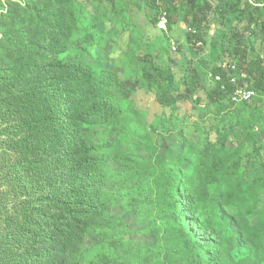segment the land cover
Wrapping results in <instances>:
<instances>
[{"label":"rangeland","instance_id":"374dc122","mask_svg":"<svg viewBox=\"0 0 264 264\" xmlns=\"http://www.w3.org/2000/svg\"><path fill=\"white\" fill-rule=\"evenodd\" d=\"M187 1L176 0L179 12L173 13L172 30L167 18L166 32L152 25L166 12L160 0L158 12L143 0H95L88 7L76 0H0V264H48L40 253L46 245L36 235L42 212L34 211L33 156L24 154L20 144L29 136L22 124L30 116L21 110L20 99L43 83L39 74L45 68L77 54L97 76L112 70L117 101L126 112H136L135 121L147 124L149 143L168 159L180 180L184 217L202 242L204 264L250 263L247 247H236L231 239V223L241 236L257 228L260 237L255 241L264 254V100L249 107L226 105L224 110L211 101L164 107L158 100L160 86L147 82L140 69L141 53L157 54L164 71L185 63L181 49L174 51L171 44L189 53L188 34L202 29L201 22L192 28L179 20L188 12ZM213 28L217 30L218 21ZM209 42L213 45L212 33ZM138 154L152 158L143 151ZM107 167L117 172L121 162L111 161ZM117 203L114 211L128 226L129 247L157 248L161 264H181L194 256L179 233L162 232L158 238L152 229L154 214L140 224L135 212L123 211L122 199ZM93 237L90 231L85 244L95 258L103 248ZM213 258L218 261L209 263Z\"/></svg>","mask_w":264,"mask_h":264},{"label":"trees","instance_id":"16d2710c","mask_svg":"<svg viewBox=\"0 0 264 264\" xmlns=\"http://www.w3.org/2000/svg\"><path fill=\"white\" fill-rule=\"evenodd\" d=\"M76 1L88 7L95 0ZM143 2L158 12L157 0ZM160 2L172 30L174 14L179 12L176 0ZM187 6L188 12L179 20L192 28L201 22L202 29L188 34L189 53L178 48L185 63L169 65L164 71L158 66L157 54L141 53V72L147 82L160 86V104L172 107L182 101H211L221 110L226 105L236 107L232 95L238 85L233 79L255 89L260 94L257 99L264 100V0H188ZM227 23L232 24L230 28ZM115 77L112 70L95 75L77 54L45 68L39 74L43 83L20 99L21 110L30 113L22 124L29 128V136L20 144L24 154L33 156L34 211L42 212L36 235L46 245L40 253L48 264H161L157 248L134 249L126 243L128 226L123 215L114 211L122 199L123 211L135 212L140 224L156 216L152 229L158 238L162 232H177L186 238L194 256L181 264H204L202 242L184 217L186 198L180 180L168 159L149 143L147 124L135 121L136 112H126L117 101ZM142 151L152 158H141L138 153ZM114 160L121 162L117 172L107 167ZM109 186L114 190L108 191ZM257 230L241 236L234 223L228 227L236 247H247L249 264H264V254L255 241L260 237ZM90 231L103 248L95 258L85 244ZM122 251L123 256L115 257Z\"/></svg>","mask_w":264,"mask_h":264},{"label":"built area","instance_id":"2783aa9c","mask_svg":"<svg viewBox=\"0 0 264 264\" xmlns=\"http://www.w3.org/2000/svg\"><path fill=\"white\" fill-rule=\"evenodd\" d=\"M167 23H168L167 22V13L164 12L157 25L160 29L167 32ZM194 32L197 33L198 31L195 30ZM171 47H172L171 49L174 51H177V49H178L176 44H174V43L171 44ZM217 80L221 81V77H218ZM232 82L234 84L238 85L237 89L234 91V93L232 95V101L234 102V104L236 106L253 104L255 102V100L258 97H260V94L255 89H249L246 86H240L238 84L237 79H233Z\"/></svg>","mask_w":264,"mask_h":264}]
</instances>
